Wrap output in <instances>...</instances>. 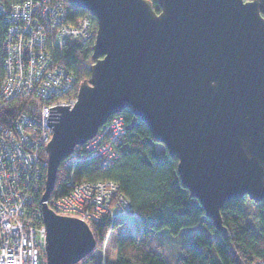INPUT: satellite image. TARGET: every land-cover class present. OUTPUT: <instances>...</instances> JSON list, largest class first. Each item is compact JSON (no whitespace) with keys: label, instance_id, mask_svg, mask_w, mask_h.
<instances>
[{"label":"water","instance_id":"obj_1","mask_svg":"<svg viewBox=\"0 0 264 264\" xmlns=\"http://www.w3.org/2000/svg\"><path fill=\"white\" fill-rule=\"evenodd\" d=\"M94 18L89 77L45 145L40 196L46 264L96 244L81 219L47 203L61 160L111 114L130 110L177 160L182 186L220 234V209L264 201V0H63Z\"/></svg>","mask_w":264,"mask_h":264},{"label":"built area","instance_id":"obj_2","mask_svg":"<svg viewBox=\"0 0 264 264\" xmlns=\"http://www.w3.org/2000/svg\"><path fill=\"white\" fill-rule=\"evenodd\" d=\"M69 7L63 0H0L8 24L0 63V264H46V229L35 205L46 167L45 145L61 109L72 108L77 100L76 76L55 60L53 49L71 40L92 45L96 34L91 14L71 20ZM125 132L123 117L111 114L94 136L61 160L69 176L67 191L48 198L55 212L77 217L90 229L105 215L122 222L139 217L114 180L73 176L75 165L85 159L112 164ZM108 235L109 230L99 248V264H106ZM80 261L75 264H91Z\"/></svg>","mask_w":264,"mask_h":264},{"label":"trees","instance_id":"obj_3","mask_svg":"<svg viewBox=\"0 0 264 264\" xmlns=\"http://www.w3.org/2000/svg\"><path fill=\"white\" fill-rule=\"evenodd\" d=\"M151 1L158 12L159 5ZM84 13L86 10L83 8L69 7L71 20ZM92 20L94 22L93 17ZM7 28L8 24L0 14V63L5 54L3 40ZM91 53V44L78 40L67 41L60 50L53 49L55 60L76 76L77 87L81 80L89 77ZM119 114L123 117L126 132L118 146V158L107 166H102L98 158L85 159L73 169V176L77 180H114L119 191L139 213L136 219L139 235L135 237L130 226L120 233L116 241L114 264H264V201L255 203V219L259 222L260 232L253 230L242 207L241 198L246 195L224 202L220 213L227 232L220 234L204 215L199 200L182 186L176 168L177 160L166 149H156L157 142L147 124L128 109H123ZM44 174L45 168L41 188L35 199L39 222H42L40 196ZM68 176L69 168L59 165L49 197H59L67 191L65 182ZM120 223L121 219L111 220L107 215L94 222L91 231L95 237V247L80 263L99 264L97 250L107 231L110 233ZM197 223H202L209 232L194 231L182 246V255L169 263L159 249V244L153 241L155 232L167 227L175 234L183 227Z\"/></svg>","mask_w":264,"mask_h":264},{"label":"rangeland","instance_id":"obj_4","mask_svg":"<svg viewBox=\"0 0 264 264\" xmlns=\"http://www.w3.org/2000/svg\"><path fill=\"white\" fill-rule=\"evenodd\" d=\"M156 149L162 151L165 149L162 143H156ZM242 207L249 218L251 226L255 232H260L259 222L255 219V202L248 197L241 198ZM125 221L130 226V230L135 237L139 235V229L136 219L134 217H127ZM126 222H122L110 230L105 242V259L106 264H114L117 252V238L123 231L127 230ZM196 230H204L209 232L202 223L195 225H188L183 227L178 233H172L167 227H162L157 230L153 236V241L159 244V249L163 252L165 258L169 263H173L178 257L182 255V246L188 241V237ZM96 257H100L99 249L97 250Z\"/></svg>","mask_w":264,"mask_h":264},{"label":"clouds","instance_id":"obj_5","mask_svg":"<svg viewBox=\"0 0 264 264\" xmlns=\"http://www.w3.org/2000/svg\"><path fill=\"white\" fill-rule=\"evenodd\" d=\"M77 89H78V87H77Z\"/></svg>","mask_w":264,"mask_h":264}]
</instances>
